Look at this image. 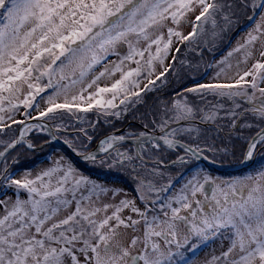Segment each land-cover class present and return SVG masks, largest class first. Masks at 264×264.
<instances>
[{
	"label": "snow or ice",
	"instance_id": "1",
	"mask_svg": "<svg viewBox=\"0 0 264 264\" xmlns=\"http://www.w3.org/2000/svg\"><path fill=\"white\" fill-rule=\"evenodd\" d=\"M241 17L250 23L215 63V76L193 77V86L159 100L139 118L145 131L112 133L93 153L64 140L93 164L127 168L135 197L83 174L66 155L34 176L16 178L10 170L11 150L22 143L35 149L29 133L47 132L55 141L67 130L65 115L83 120L79 114L93 109L123 118L143 102L142 93L165 86L169 76L179 80L182 67L194 68L187 53L212 51ZM261 85L264 0H0V135L20 129L0 141V182L15 197L0 199V264H264V168L223 179L199 166L205 153L228 151L218 149L219 139L241 141L245 162L264 151ZM42 93L47 107L33 116L28 110H38L33 101ZM21 108L25 119L17 120ZM38 120L44 122H29ZM78 133L93 141L87 129ZM124 142H134L135 151H122ZM165 151L175 159L165 163ZM98 154L107 160L97 161ZM170 167L187 169L178 189L165 171ZM216 239H226L227 248L197 261Z\"/></svg>",
	"mask_w": 264,
	"mask_h": 264
},
{
	"label": "rangeland",
	"instance_id": "2",
	"mask_svg": "<svg viewBox=\"0 0 264 264\" xmlns=\"http://www.w3.org/2000/svg\"><path fill=\"white\" fill-rule=\"evenodd\" d=\"M191 19L194 20V16L191 17ZM249 23L250 22H248L246 19H244V17H241V26L239 28H241L242 31H237V33H236V31H234L231 34H229V36L225 37L223 40L218 41L217 46L212 51L205 50L202 55H200L198 52H196V53L188 52L186 59L188 61H190L192 63V65H194L195 67L192 69H189L187 67H182L180 69L179 80L175 77V80H176L175 84L174 85L172 84L168 88H166L167 90L172 91L171 93H173V90L175 91V93L171 96V99L173 98V96L177 92L182 90L181 89L182 87L186 88V87L193 86V83H194L193 77H195V79L200 81V82H208L209 80H211L215 76V73L217 71V68L215 67V63L217 61L221 60L227 54V52L232 47H234L236 45L237 41L240 40L244 36L245 28L248 26ZM180 30L185 32V33L191 31V24L182 25ZM234 34H235V36H233ZM177 55H179V54H177ZM180 58L185 59L184 56H181ZM112 59H115V57H112ZM231 62L233 63V65H235V62H236L235 58H233ZM250 63L251 62H249V64ZM210 64L213 65L212 68L208 67V65H210ZM244 67H245L244 65H241L239 70L242 72L244 70ZM159 71H160V67L157 66V72H159ZM236 71H237V69L235 67H233V69H231L227 72V76L229 78L234 76ZM174 76L175 75H173V78H174ZM170 77L171 76L168 77V82L170 81ZM154 78L155 77H153V79ZM183 79H184V81H183ZM146 82H147L146 80L143 81L141 84V87H143V83H146ZM157 84H159V81H157ZM159 89L160 88H158L155 91H158ZM155 91L148 92L146 94L142 93L144 103L143 102L137 103L134 106V108H137V109L134 111V113H132V115H129L128 120L134 121V122L136 119L140 120L139 118L142 115H144L145 113H147L148 111H150L151 109H153L158 104L159 100L169 101V98H162V97L160 98L159 96H157L156 103L155 104L152 103L151 100L154 99ZM50 92H51V90H48V93H50ZM41 96H43L44 99H41L40 96H37L36 100L33 101L34 105L35 104L39 105L38 110H35V111L31 110V109L28 110V111L32 112L33 116H37L39 111H42L47 107V93H42ZM148 97H150L151 99L147 103H145V100ZM188 99L193 100L194 97L189 95ZM209 99H211V97ZM57 102H63L62 98H60ZM117 103H118V101H117ZM130 108H133V107H130ZM23 112H24V109L21 108L19 114L16 115L17 120L25 119ZM79 115L83 116V120L81 123H78V124L76 122H74L75 120H79L77 116L65 115L63 117V123L66 125V127H69V126L78 127L76 130L77 133L69 132L70 134L66 133V134H61V135L58 134L59 132L57 133V135L61 139H63V140L67 139L69 141L75 142L79 151H82V152L92 151L93 149L96 148V146L100 142V140L104 139L106 136L112 134L113 132H116V131L119 132L120 131L117 134H122L121 130H119V129L112 130L111 132H109L107 134L105 133L103 136H101L100 138L95 140L90 145L88 140L83 135H80L78 133L79 128L83 127L85 129H87L88 135L92 136V134H91L92 128L98 129L99 131H101V126L99 124H97V122H98L97 119L102 120L103 122H107L108 120H115L116 122H118V123L120 122V124H121V122H122L120 120L121 118L117 119V118H113V117H107V119H106L102 114L98 113L95 109L90 110L87 113H81ZM138 115H139V117H138ZM49 122H51V124L54 126V122H52V121H49ZM145 122H147V121H145ZM101 124H103V123H101ZM120 124H119V127H120ZM90 125H95V127H91ZM15 126L16 125H13L12 129ZM138 127L134 126L133 122H130V127H129L128 131L129 132L145 131V129L143 127L142 128L141 127L138 128ZM18 130H19V128L14 133L15 137H17ZM95 131H97V130H95ZM9 133H11V131H9ZM3 136L0 137V141H7V140L12 139V138L8 139L7 137H3ZM27 137H28V135L26 136V138ZM27 140H28V138H27ZM234 143L235 142L233 140L230 143H226V142H223L222 139H219V140H217L218 149L219 148H227L228 151L227 152H223V151L208 152L205 154L211 161H213V163H215L219 166H229V167L239 166L244 162V159H240V156L238 154H236V152H234V151H236V148H238V146H239V145H235ZM86 144H88V147L90 146V148L88 150L86 149V146H84ZM122 144L125 145V149L132 150L133 152L135 151V148H136L135 144L128 143V142H125ZM51 145H54L56 147H54L53 150L51 152H49V155H48V152L46 150L44 151L45 155H47L46 160L42 161L40 164H38L37 166H35L31 169H24V170L20 171L19 173L15 174V177L16 178L21 177L25 171H30L34 176L35 174H37L41 170L50 167L51 161L58 159L61 155H66L72 159V161L74 162L76 167L79 168L81 170V172H83V174L90 176L93 180L98 181V183L106 185L110 188L114 187V188L124 189V191L128 192L131 197L136 196V192L133 189V185L135 183V181L132 179L133 174L130 171H128L127 168H120V167H111L110 168L107 163H105L103 165L99 164L98 162L96 164H93L92 161H90V160L86 161V162H82V163H77V160H75L73 157H71L66 150L58 147L55 144H50V143H48V141H46L43 144V146H45V147H48ZM82 145H83V147H82ZM146 147H148V146H146ZM2 150H3V146L0 145V151H2ZM20 150H21V148L18 147V150H16V151L14 150L15 153L13 154V160H15L16 162H19V163H20V161H19L18 154H19ZM46 152H47V154H46ZM162 155L165 157V163H167L168 160H170V159H175L174 154L171 152L165 151ZM13 160L11 162V165L9 164L11 171L13 170V166L16 164V163H13ZM100 160H107V157L105 155L97 157V161H100ZM200 164L201 165L204 164L205 166L203 165V167H202ZM199 166H200V168L207 170L214 177L229 179V178H235V177H243L245 175L255 173L257 170L264 168V163H262L260 165H255L254 167L247 168L244 170H238L235 172L220 171L216 168H212V167L206 165L203 162H199ZM189 167H191V166H189ZM170 168H172V169H170ZM170 168L166 169L165 171L171 174L172 179L175 182V188L178 189L184 183V181L188 178L187 174L181 178V174L186 173L187 169L180 168V167H170ZM163 182L166 183V181H163ZM5 194L7 196L15 199V197L13 196V192L11 190H9L8 188L3 187V183L0 182V199L5 198ZM21 196L23 198L24 194L21 193ZM106 202H115V201H106ZM137 204L141 208H143V205L140 204V202L138 200H137ZM0 211H2V209H0ZM65 214L66 213H63V212L61 213V215H65ZM123 214L127 215L128 214L127 210H125V212ZM137 234L139 235L140 233H137ZM130 235H131V233H127L125 235V238L123 240L124 244L128 243V239H129ZM227 245H228V241L226 239H223V240L222 239H216L214 241H210L207 243L206 246H203L198 251V255H197L196 259H197V261H203L205 259H210V257L213 254L219 255V253L221 252L222 249L227 248Z\"/></svg>",
	"mask_w": 264,
	"mask_h": 264
},
{
	"label": "trees",
	"instance_id": "3",
	"mask_svg": "<svg viewBox=\"0 0 264 264\" xmlns=\"http://www.w3.org/2000/svg\"><path fill=\"white\" fill-rule=\"evenodd\" d=\"M175 82H176L175 77L173 78V75H172L170 77V81L165 86L160 88L158 90V92H160L161 90H165L166 88H168L172 84L174 85ZM183 88L184 87H182L181 89H183ZM135 110H136V108L135 109H130L129 112L126 115H132V113H134ZM97 121H98L97 124H99L101 126V131H99L98 129H93L92 128L91 134H92V137H93V141L90 143V145L95 140H97L98 138L103 136L105 133L107 134V133L111 132L112 130L119 129L120 127L123 126V123H124L123 120H121L122 121L121 124H120V122L118 123L115 120H108L107 122H103L102 120H98L97 119ZM74 122H76L78 124V123H81L82 120H75ZM101 123H103V124H101ZM119 124H120V127H119ZM18 128L19 127L15 126L11 130V133L7 132L5 134L0 135V137H2L4 135L3 137H7L8 139L15 138V134L14 133L16 132V130ZM77 128L78 127L69 126V127H67L66 131L62 130L58 134H60V135L61 134H66V133L72 132V130L76 131ZM95 130H97V131H95ZM74 133H77V131L74 132ZM27 138H28V140H31L33 145H35V149L34 150H30L29 148L25 147L24 144L19 146L21 148V150L19 151V154H18L20 163L19 162H15L16 164L13 166V170H12V172L15 173V174L19 173L20 171H22L24 169H31V168L37 166L38 164H40L42 161L46 160V158H47L46 157L47 155H45L44 151L46 150L48 152V155H49V152H51L53 150V148L56 147L54 145H51V146H48V147L43 146V144L46 141H50V135L47 132L39 133V132H36L34 130L32 133L28 134ZM84 146H86L87 150L90 148V146L88 147V144H86ZM82 147H83V145H82ZM124 148H125V145H124ZM16 150H18V148L15 149V151ZM15 151H13L12 153H10L7 156V160H8L10 165H11V162L13 160V154L15 153ZM47 152H46V154H47ZM77 163H80V162L77 161ZM170 169H172V168H170Z\"/></svg>",
	"mask_w": 264,
	"mask_h": 264
},
{
	"label": "flooded vegetation",
	"instance_id": "4",
	"mask_svg": "<svg viewBox=\"0 0 264 264\" xmlns=\"http://www.w3.org/2000/svg\"><path fill=\"white\" fill-rule=\"evenodd\" d=\"M237 31H242V29L241 28H239L238 30H236V33H237ZM235 33V34H236ZM235 34L233 35V36H235ZM233 38V37H232ZM175 77V76H174ZM183 81H184V79H183ZM261 86H264V85H261ZM172 91H169V90H161L160 92H158V91H155V94H154V99H152L151 101H152V103H156V100H157V96H159L160 98L162 97V98H169V100L171 99V96L174 94V90H173V93H171ZM151 97V96H150ZM150 97H148L146 100H145V103H147L151 98ZM144 103V102H143ZM248 105H244V107H247ZM130 109H135L134 107L133 108H130ZM137 109V108H136ZM128 117H129V115H125V116H123V118H121L120 120H123V126L122 127H120L119 128V130H121V133L122 134H125V132H127V133H139V131L138 132H136V131H134V132H129L128 131V129H129V127H130V122H133L134 123V126H139V127H143L142 126V123H141V120H138V119H136L135 120V122L134 121H130V120H128ZM138 117H139V115H138ZM130 121V122H129ZM138 127V128H139ZM139 130V129H138ZM225 131H227V129H225ZM254 131V130H253ZM248 134H250V133H245V135H248ZM222 141L223 142H226V143H229V142H227V140L226 139H222ZM233 141L235 142L234 144L235 145H239L238 146V148H236V151H234V152H236V154H238L239 156H240V159H243V152H244V147H245V145L241 142V141H239V140H235V139H233ZM120 148H121V150L123 151V150H125V148H124V145H120ZM206 155V154H205ZM263 156V157H262ZM249 163V167L248 168H251V167H254L255 165H260V164H262V163H264V151H261V152H259L255 157H254V159L252 160V161H250V162H248ZM201 165V164H200ZM202 167H203V164L201 165ZM247 169V168H246Z\"/></svg>",
	"mask_w": 264,
	"mask_h": 264
},
{
	"label": "water",
	"instance_id": "5",
	"mask_svg": "<svg viewBox=\"0 0 264 264\" xmlns=\"http://www.w3.org/2000/svg\"><path fill=\"white\" fill-rule=\"evenodd\" d=\"M29 122H37V123H39V122H44V121H40V120H38V121H29ZM47 123H49V124H51V122H49V121H47ZM19 131H20V129L18 130V134H17V136L19 135ZM120 132V131H119ZM118 131H116V132H113V133H119ZM157 135H158V133H157ZM57 137H58V139L57 140H55V141H51V142H48V143H50V144H55V145H57L58 147H60V148H62V149H64V150H66L68 153H69V155L71 156V157H73L75 160H77V161H80V162H85V161H89V160H85V159H83L80 155H77L76 153H74V152H72L71 151V149H69L68 147H67V145L64 143V140L63 139H61L58 135H57ZM27 139V138H26ZM125 143V142H124ZM128 143H133V144H135L134 142H128ZM23 144V143H22ZM22 144H20V145H22ZM122 144V143H121ZM120 144V145H121ZM20 145H18L16 148H18ZM98 145H99V143L97 144V146H96V148L95 149H93L92 151H90L89 153H93V152H96V149H97V147H98ZM136 145V144H135ZM15 148V149H16ZM14 149V150H15ZM14 150H11L10 151V153L11 152H13ZM9 153V154H10ZM8 154V155H9ZM7 155V156H8ZM102 155H104V154H98L97 155V157H100V156H102ZM206 156V155H205ZM207 157V156H206ZM199 162H203V163H205L206 165H208V166H210V167H212V168H216V169H218V170H220V171H224V172H235V171H238V170H244V169H246V168H248L249 167V163L248 162H243L241 165H239V166H235V167H229V166H219V165H217V164H215V163H213V161H211L208 157H207V159H202V160H200Z\"/></svg>",
	"mask_w": 264,
	"mask_h": 264
},
{
	"label": "bare ground",
	"instance_id": "6",
	"mask_svg": "<svg viewBox=\"0 0 264 264\" xmlns=\"http://www.w3.org/2000/svg\"><path fill=\"white\" fill-rule=\"evenodd\" d=\"M244 25V24H243ZM72 132H76V131H72ZM78 162H80V161H78ZM86 162V161H85ZM80 163H82V162H80Z\"/></svg>",
	"mask_w": 264,
	"mask_h": 264
}]
</instances>
